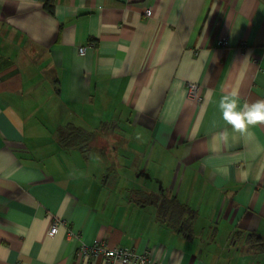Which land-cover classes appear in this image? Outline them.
<instances>
[{
    "label": "crops",
    "instance_id": "0c3cea01",
    "mask_svg": "<svg viewBox=\"0 0 264 264\" xmlns=\"http://www.w3.org/2000/svg\"><path fill=\"white\" fill-rule=\"evenodd\" d=\"M233 90L264 98V0H0V264H104L77 255L101 241L264 264L246 242L264 237V126L225 125ZM69 125L93 133L86 150L62 142Z\"/></svg>",
    "mask_w": 264,
    "mask_h": 264
},
{
    "label": "clouds",
    "instance_id": "9594fccd",
    "mask_svg": "<svg viewBox=\"0 0 264 264\" xmlns=\"http://www.w3.org/2000/svg\"><path fill=\"white\" fill-rule=\"evenodd\" d=\"M211 96L212 93L209 92L210 100ZM215 103L225 125L230 126L232 131L242 136L254 139V133L251 129L264 126V98L251 103L244 102L241 105L238 91L233 90L222 92ZM221 135L227 136V128L221 132Z\"/></svg>",
    "mask_w": 264,
    "mask_h": 264
},
{
    "label": "built area",
    "instance_id": "2783aa9c",
    "mask_svg": "<svg viewBox=\"0 0 264 264\" xmlns=\"http://www.w3.org/2000/svg\"><path fill=\"white\" fill-rule=\"evenodd\" d=\"M146 15L151 16L152 10L147 9ZM87 46L79 47V53L85 55ZM199 84L189 83L187 86V95L191 99L200 100L199 97ZM58 229L57 222L51 227V233H56ZM77 255L82 258L101 259L104 264H114L119 262L121 264H161L154 262L150 258L149 251L137 252L128 247H111L106 241L95 242L92 244L83 243L77 249Z\"/></svg>",
    "mask_w": 264,
    "mask_h": 264
},
{
    "label": "trees",
    "instance_id": "16d2710c",
    "mask_svg": "<svg viewBox=\"0 0 264 264\" xmlns=\"http://www.w3.org/2000/svg\"><path fill=\"white\" fill-rule=\"evenodd\" d=\"M69 132L61 138L62 142L67 147L78 146L82 150H86L93 141V133L84 131L83 129L69 125L67 127ZM133 200L145 203H159L161 214L171 210L174 216L177 218V221L180 222L182 215L188 212V209L181 205L179 202L173 199H160L157 195L153 193H147L143 191H134ZM247 245L250 248L264 252V237L258 234H248L246 236Z\"/></svg>",
    "mask_w": 264,
    "mask_h": 264
}]
</instances>
